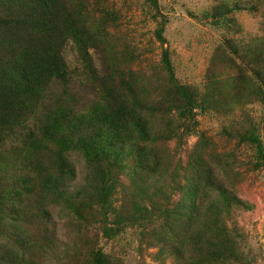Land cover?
<instances>
[{
	"label": "rangeland",
	"instance_id": "obj_1",
	"mask_svg": "<svg viewBox=\"0 0 264 264\" xmlns=\"http://www.w3.org/2000/svg\"><path fill=\"white\" fill-rule=\"evenodd\" d=\"M63 1L67 73L0 134V264H264V0Z\"/></svg>",
	"mask_w": 264,
	"mask_h": 264
},
{
	"label": "trees",
	"instance_id": "obj_2",
	"mask_svg": "<svg viewBox=\"0 0 264 264\" xmlns=\"http://www.w3.org/2000/svg\"><path fill=\"white\" fill-rule=\"evenodd\" d=\"M70 15L63 0H0V134L4 138L26 123L25 116L39 97L67 73L63 49L73 31ZM95 132L88 141L92 149L99 136ZM21 165L16 171L22 174ZM45 172L44 177H39L43 178L39 188L42 192L50 190L57 181L52 173ZM195 193L190 188L189 198ZM150 203L155 206L153 198ZM142 213L141 203L135 201L130 219L139 220ZM8 261L9 258L3 264ZM94 262L112 264L100 253Z\"/></svg>",
	"mask_w": 264,
	"mask_h": 264
}]
</instances>
